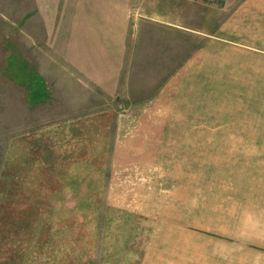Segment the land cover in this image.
<instances>
[{"label": "rangeland", "instance_id": "rangeland-1", "mask_svg": "<svg viewBox=\"0 0 264 264\" xmlns=\"http://www.w3.org/2000/svg\"><path fill=\"white\" fill-rule=\"evenodd\" d=\"M0 264H264V0H0Z\"/></svg>", "mask_w": 264, "mask_h": 264}, {"label": "crops", "instance_id": "crops-1", "mask_svg": "<svg viewBox=\"0 0 264 264\" xmlns=\"http://www.w3.org/2000/svg\"><path fill=\"white\" fill-rule=\"evenodd\" d=\"M75 31V30H74ZM76 32V31H75Z\"/></svg>", "mask_w": 264, "mask_h": 264}]
</instances>
